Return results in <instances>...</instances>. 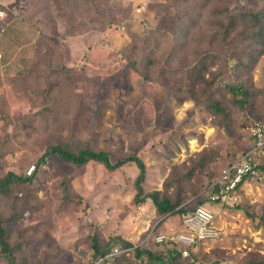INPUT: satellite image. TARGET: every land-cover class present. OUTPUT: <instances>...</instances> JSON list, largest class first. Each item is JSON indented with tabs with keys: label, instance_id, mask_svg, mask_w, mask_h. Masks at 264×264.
<instances>
[{
	"label": "rangeland",
	"instance_id": "obj_1",
	"mask_svg": "<svg viewBox=\"0 0 264 264\" xmlns=\"http://www.w3.org/2000/svg\"><path fill=\"white\" fill-rule=\"evenodd\" d=\"M0 9V180L18 178L0 192V221L16 264H93V241L117 238L132 247L110 264H146L134 249L165 264L264 262V181L243 185L238 205L207 197L251 146L247 127L264 124V35L253 37L264 0H0ZM55 145L103 151L113 164L138 157L144 194L203 206L219 238L171 259L176 246L152 238L177 232L182 215L134 203V162L77 167L45 156Z\"/></svg>",
	"mask_w": 264,
	"mask_h": 264
},
{
	"label": "built area",
	"instance_id": "obj_2",
	"mask_svg": "<svg viewBox=\"0 0 264 264\" xmlns=\"http://www.w3.org/2000/svg\"><path fill=\"white\" fill-rule=\"evenodd\" d=\"M5 13L0 9V22ZM252 137V144L241 152L232 162L220 171L217 179L211 184L219 190L210 197L211 202L222 205H236L241 201L240 191L248 181L263 180L264 175L258 170L259 159L264 156V124L252 122L247 127ZM219 228L216 226L214 214L201 205H195L181 217L180 228L173 234H158L152 238L154 244L173 243L183 257L195 250L199 245L216 241L219 238ZM131 249H114L106 258L128 252Z\"/></svg>",
	"mask_w": 264,
	"mask_h": 264
},
{
	"label": "trees",
	"instance_id": "obj_3",
	"mask_svg": "<svg viewBox=\"0 0 264 264\" xmlns=\"http://www.w3.org/2000/svg\"><path fill=\"white\" fill-rule=\"evenodd\" d=\"M261 35H264V29L262 26L256 29L255 33L253 34V37H260ZM237 102L240 106H242L243 104L242 99H238ZM211 105L216 110V112H219V113L224 112V109L220 106V103L218 102L215 104L212 103ZM45 156H56L63 162L73 164L77 167L84 166L89 162H96V163H100L105 169L110 170V171L126 163L134 162L138 169V174L134 182V186L136 190V194L133 199L134 203L142 204L145 202L146 199H150L153 205L155 206L157 213L160 215L166 214V213L177 212L178 214H181L183 216L189 212L184 209H180V208L177 209L180 206L179 201L170 203V201L167 199L160 200L158 197V192H153L152 194H149V195L144 194L142 184L145 180V166L142 160L139 159L138 157H135V156L128 157V158L122 159L121 161H118L117 163L113 164L106 152L94 151L89 148H80L76 151H73L72 149H68L67 147H64L63 145H55V146L50 147L49 150L45 153ZM258 170L260 171L261 174L264 175V166L259 167ZM15 179H18V178L11 173H8L5 178L1 179L0 180V192L1 193L6 192L7 185ZM211 184L209 185V188H208V195H209L207 196L208 200H210L211 195H213L214 193H217L219 190L218 186L211 187ZM116 243H119V244H116ZM131 247H132L131 244L121 241L119 238L115 239L113 243L107 244L103 247H98V245L95 244V242L93 241V244L91 245V248L93 250L92 255L94 258L93 264H95L97 261H100V264H110V261L112 259L114 260V258L115 259L123 258L125 257V254L127 253V252H123V253H120V255L116 254V255H112L106 258L107 256L113 253L114 249L126 250ZM132 251H133L134 258L138 260L140 259V261L144 258V260L146 261V264H165V262L163 261L161 257L154 255L152 252L148 250L134 249ZM0 252L5 258L7 264H16L15 259L11 252V248L5 240L4 229L1 225V221H0ZM175 256H180V253H178L177 251H172L169 257L173 259ZM118 260H121V259H118ZM260 264H264V262Z\"/></svg>",
	"mask_w": 264,
	"mask_h": 264
},
{
	"label": "crops",
	"instance_id": "obj_4",
	"mask_svg": "<svg viewBox=\"0 0 264 264\" xmlns=\"http://www.w3.org/2000/svg\"><path fill=\"white\" fill-rule=\"evenodd\" d=\"M215 204H218V205H220V206H222V207H223V206H226V204H223V205H222V204L219 203V202H218V203H215ZM206 205H207V206L210 205L211 207H213V205H211V204H209V203H206ZM215 222H216V221H215ZM216 226H217V224H216ZM179 228H180V226H179ZM217 228H218V226H217Z\"/></svg>",
	"mask_w": 264,
	"mask_h": 264
}]
</instances>
